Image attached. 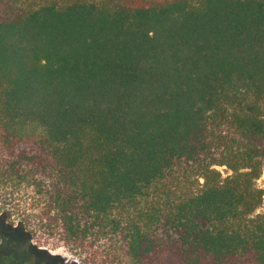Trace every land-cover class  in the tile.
Returning a JSON list of instances; mask_svg holds the SVG:
<instances>
[{
	"label": "trees",
	"instance_id": "obj_1",
	"mask_svg": "<svg viewBox=\"0 0 264 264\" xmlns=\"http://www.w3.org/2000/svg\"><path fill=\"white\" fill-rule=\"evenodd\" d=\"M263 165L264 0H0V264H264Z\"/></svg>",
	"mask_w": 264,
	"mask_h": 264
},
{
	"label": "rangeland",
	"instance_id": "obj_2",
	"mask_svg": "<svg viewBox=\"0 0 264 264\" xmlns=\"http://www.w3.org/2000/svg\"><path fill=\"white\" fill-rule=\"evenodd\" d=\"M24 1V0H20ZM216 169L221 173V175L224 177L227 174H229V171L224 167H216ZM257 186L264 190V165L262 168V173L260 178L257 180ZM25 191L23 189H20V191H17V189H14V187H8L5 184L0 183V198L7 197V199H13L15 201L23 202L25 198ZM257 213H264V196L263 201L258 208ZM46 264H81L80 261L74 257L72 254L67 252L63 248L56 249L54 251L49 252L46 255L45 258Z\"/></svg>",
	"mask_w": 264,
	"mask_h": 264
}]
</instances>
